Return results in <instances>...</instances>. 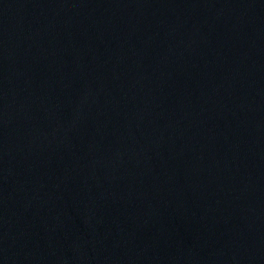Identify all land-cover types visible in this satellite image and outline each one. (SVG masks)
<instances>
[{
    "label": "water",
    "instance_id": "obj_1",
    "mask_svg": "<svg viewBox=\"0 0 264 264\" xmlns=\"http://www.w3.org/2000/svg\"><path fill=\"white\" fill-rule=\"evenodd\" d=\"M0 264H264V0H0Z\"/></svg>",
    "mask_w": 264,
    "mask_h": 264
}]
</instances>
